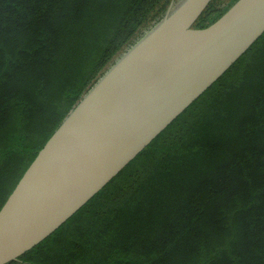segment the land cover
<instances>
[{"label": "trees", "instance_id": "16d2710c", "mask_svg": "<svg viewBox=\"0 0 264 264\" xmlns=\"http://www.w3.org/2000/svg\"><path fill=\"white\" fill-rule=\"evenodd\" d=\"M175 1L0 0V207L68 113ZM235 1L210 0L192 27ZM4 264H264V31L71 216Z\"/></svg>", "mask_w": 264, "mask_h": 264}, {"label": "water", "instance_id": "95a60500", "mask_svg": "<svg viewBox=\"0 0 264 264\" xmlns=\"http://www.w3.org/2000/svg\"><path fill=\"white\" fill-rule=\"evenodd\" d=\"M209 1L171 3L49 136L0 207V264L71 216L264 31V0L192 27Z\"/></svg>", "mask_w": 264, "mask_h": 264}, {"label": "rangeland", "instance_id": "374dc122", "mask_svg": "<svg viewBox=\"0 0 264 264\" xmlns=\"http://www.w3.org/2000/svg\"><path fill=\"white\" fill-rule=\"evenodd\" d=\"M176 1H177V0H176ZM176 1H175V2H176ZM175 2H174V3H175ZM174 3H173V4H174Z\"/></svg>", "mask_w": 264, "mask_h": 264}]
</instances>
